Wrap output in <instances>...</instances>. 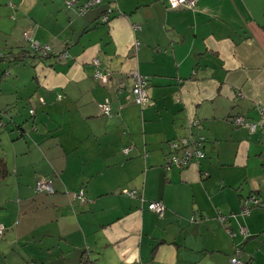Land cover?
I'll return each instance as SVG.
<instances>
[{
	"label": "crops",
	"instance_id": "1",
	"mask_svg": "<svg viewBox=\"0 0 264 264\" xmlns=\"http://www.w3.org/2000/svg\"><path fill=\"white\" fill-rule=\"evenodd\" d=\"M196 1L104 0L79 13L66 0H0V53L30 50L25 31L52 46L47 57H28L33 72L0 62L13 76L0 85V112L30 106L19 120L8 115L0 134L8 264H83L85 251L95 264H231L235 253L264 264V206L240 211L251 193L264 202V125L232 121L261 119L264 0ZM132 72L148 79L146 104L135 101ZM193 119L202 127L191 128ZM191 133L205 137V157L166 169L169 142ZM40 178L54 191H37ZM149 200L165 203L162 216Z\"/></svg>",
	"mask_w": 264,
	"mask_h": 264
},
{
	"label": "built area",
	"instance_id": "2",
	"mask_svg": "<svg viewBox=\"0 0 264 264\" xmlns=\"http://www.w3.org/2000/svg\"><path fill=\"white\" fill-rule=\"evenodd\" d=\"M101 1L103 0H86L82 4H79L77 0H68L67 5L68 7L78 5L79 13H84L90 8L100 3ZM168 2H169L170 7L172 8H175L178 6L194 8L197 3L196 0H168ZM112 12H113L112 7L108 8L107 11L102 16V21H108ZM135 27L140 28L139 25H135ZM24 35L28 40L31 41L32 47L37 50H42L43 51L42 53H45L46 50L50 49L49 45L47 44L41 47L38 41L31 38V35L28 31H25ZM96 62L98 63V60H96ZM94 75L95 77L101 78L103 80L107 79L106 74H103L99 70L96 71ZM131 75L134 80L132 92L134 94L135 101L139 104H146L149 101L148 89H147L148 88L147 77L138 72H132ZM119 83H120L119 84L120 88L125 87L126 79L123 78ZM100 107L102 109V112L111 114V104L108 99L100 103ZM258 109L261 113V119L256 122L249 121L247 120L246 117L242 115L234 116L232 118V121L237 125L248 127L251 131H256L259 126L261 127L264 125V104H259ZM189 125L191 128H194V129H199L202 127V123L199 119H193ZM204 141H205L204 136L195 135L193 133H191V135L189 136H184L180 138L179 140H171L169 143L170 151L166 156V160L164 164L166 169H170L172 166L178 167L180 169H185V168H188L191 164L198 162L200 158L205 156V151L203 149ZM129 150L130 148L128 147L124 148L125 153L129 152ZM36 190L37 191L46 190L49 192L54 191L51 182L47 181L44 178H40L37 181ZM125 192L133 197L140 196L139 191L136 189L126 190ZM75 196L78 199H81L82 201L85 200V194H84L83 189H80L79 191H77ZM140 198L142 199V201L145 200L143 197H140ZM259 201L260 200L256 199L254 196H249L245 200L244 206L242 207V211L244 213H249L250 203H258ZM147 203H148V207L152 209L153 211H155L159 216H162L164 214L166 210V205L161 200H149ZM221 219L224 221L227 218L225 216H221ZM5 228H6L5 224L0 222V237L4 234ZM229 232L231 235L236 234L230 229H229ZM240 232L246 236L248 234L246 226H241ZM231 264H244V262L239 257L238 253H236L235 255L231 257Z\"/></svg>",
	"mask_w": 264,
	"mask_h": 264
},
{
	"label": "trees",
	"instance_id": "3",
	"mask_svg": "<svg viewBox=\"0 0 264 264\" xmlns=\"http://www.w3.org/2000/svg\"><path fill=\"white\" fill-rule=\"evenodd\" d=\"M67 1L68 0H66V7L69 9V8H71V7H68V5H67ZM78 1V0H77ZM86 1V0H85ZM104 1V0H103ZM103 1H101V2H103ZM84 2V1H83ZM83 2H78L79 4H82ZM100 2V3H101ZM100 3H98L97 5H99ZM97 5H95V6H97ZM94 6V7H95ZM73 7V6H72ZM76 8H77V11L79 12V8H78V5H76ZM93 8V7H92ZM112 11H114V8L112 7ZM111 16V15H110ZM25 36V35H24ZM26 38V37H25ZM26 40L28 41V43L30 44V50L28 49V50H21V51H19V52H16V53H13V52H8V53H0V60H5L6 58H8V59H10V58H13L11 61H15V62H24V61H26V59L29 57V56H32V57H41V58H43V57H47V56H49L50 55V53L52 52V46L49 44V43H46L47 45H49V47H50V49H48V50H46V52L45 53H42L43 51L42 50H37V49H35V48H33L32 47V45H31V41L30 40H28L27 38H26ZM39 42V41H38ZM39 44H40V46L42 47L43 45H46V44H41L40 42H39ZM59 55H61V56H63V57H65L67 54H66V51H64V52H62L61 54H59ZM35 67H37L36 65H35ZM7 74H9V72L7 71ZM37 78H38V75L36 74L35 75ZM11 109L10 108H7V109H5L4 111H1L2 113H6V112H8V111H10ZM111 111H112V108H111ZM0 112V126H4L5 125V122L4 121H2V117H1V113ZM30 112L32 113V114H34L35 113V111H34V109H31L30 110ZM104 113V112H103ZM105 115H109V114H107V113H104ZM19 129H22V128H20L19 127ZM19 132L21 133V135H22V130H19ZM182 138V137H181ZM180 139V138H179ZM179 139H176V140H179ZM170 143V142H169ZM204 143H205V141H204ZM203 149H204V145H203ZM124 151V150H123ZM169 151H170V147H169ZM169 151L167 152V154L169 153ZM205 151V150H204ZM128 153V152H127ZM167 154H166V156H167ZM206 155V154H205ZM203 157H205V156H203ZM202 157V158H203ZM202 158H200L199 160H198V162L202 159ZM166 160V159H165ZM7 174H8V169H7V159H6V157L5 156H0V179H3V178H5L6 176H7ZM131 190H133V189H131ZM129 195V194H128ZM131 196V195H130ZM249 196H254L256 199H258V200H260L258 203H250V205H249V212H250V209H251V207L252 206H264V202L261 200V198L259 197V195H257L256 193H251V194H249L248 196H245L244 198H243V200H242V204H241V209H240V211H241V213H244L243 211H242V207L244 206V203H245V200L249 197ZM86 197V196H85ZM81 200V199H80ZM82 201V200H81ZM220 214H219V219L223 222V223H226L227 221H228V219H229V217H230V215H228V214H225V213H221V212H219ZM232 215H235V213H233ZM221 216H225L227 219L226 220H222L221 219ZM241 227V226H240ZM227 231H229V229L231 230V231H233V232H235L230 226H228L227 228ZM5 231H6V228H5ZM5 231H4V234H5ZM230 233V232H229ZM236 233V232H235ZM241 233V232H240ZM3 234V235H4ZM3 235L1 236V237H3ZM0 237V238H1ZM236 254V253H235ZM234 254V255H235ZM82 262H83V264H95V260L94 259H92L91 258V256H90V254H89V252H84L83 253V255H82ZM244 262V261H243Z\"/></svg>",
	"mask_w": 264,
	"mask_h": 264
},
{
	"label": "rangeland",
	"instance_id": "4",
	"mask_svg": "<svg viewBox=\"0 0 264 264\" xmlns=\"http://www.w3.org/2000/svg\"><path fill=\"white\" fill-rule=\"evenodd\" d=\"M0 62H2V61L0 60ZM14 66H18L20 68H26V70H28V72H33V67H32V64L30 63V59L29 58L27 59L26 62H15L14 63ZM7 71L10 73L11 72V68H9V67L0 68V85H1V87H4L5 89H6V86L11 83V81H12L11 79L13 77V76L11 77L9 74H7ZM22 76L20 74L19 75V79L22 80V81H24V77H22ZM26 76H27V74H26ZM23 103L24 104H23V106L21 108H18V109L13 110L11 114H7V113H2L1 112L2 113L1 114L2 121L5 122V125L4 126H0V134L1 133L4 134L5 131L7 129H9V126L11 125L10 122H8L9 121L8 115L9 116L10 115L13 116L16 120H19V118H23V117H26V115H29V108H30L29 103L26 102V101H24ZM26 120H30V117H28L24 121H26ZM4 138H5V141H4V143H5V142H7V138L6 137H4ZM15 199H17V198H15ZM23 199H25V198L23 197ZM30 217H31V219H33L34 217H37V216L36 215H33V216H30ZM7 232L8 231H6V233ZM8 238H9V236H8ZM53 256H54V254L47 253L45 257H47V258H50L51 257L52 258ZM0 264H8V263L5 261V259H3L1 257L0 258ZM32 264H36V262H34Z\"/></svg>",
	"mask_w": 264,
	"mask_h": 264
}]
</instances>
